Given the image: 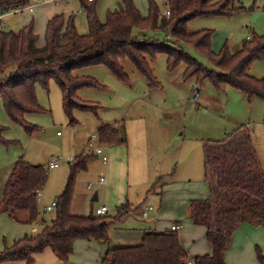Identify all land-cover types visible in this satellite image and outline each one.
<instances>
[{"label": "rangeland", "instance_id": "1", "mask_svg": "<svg viewBox=\"0 0 264 264\" xmlns=\"http://www.w3.org/2000/svg\"><path fill=\"white\" fill-rule=\"evenodd\" d=\"M133 1L140 13L147 17L149 0ZM254 1L235 0V7H243L244 11L232 16L197 18L189 24V31L212 32V49L215 53L224 45L232 49L246 40L250 41L252 37L263 36L264 0H257L259 4L256 6ZM78 5L75 13L73 12L77 18L76 27L81 35H85L89 27L80 3ZM123 10V0H97V13L101 23L107 21L110 12ZM2 14L3 10L0 8V16ZM28 14L29 12L24 15H7L2 19L4 26L1 28L5 32H13L6 28V23L9 21L16 25L19 16L26 17ZM46 26L42 27L45 31ZM15 29L14 33H18L21 28L16 26ZM43 35L40 37L41 41L44 40ZM133 35L184 51L209 71L216 70L194 49L172 42L169 34L164 31L135 30ZM249 36L251 37L248 39ZM167 61L166 55L150 61V69L161 84L159 88H150L146 79L129 60L122 62L131 81L129 84L121 82L102 66L76 71L75 76L93 78L103 87L80 89L77 93L81 104L97 107L95 113L74 108L68 114L64 108L61 89L51 79L47 88H37L38 103L43 112L29 113L25 117L28 126L37 128L32 134L27 132L26 126L15 124L9 119L0 99V125L5 127L3 138L0 139V216L7 218L0 219V251L20 239L21 227L25 230L30 227V224L26 226L1 212L4 192L2 187L7 167L24 158L27 163L43 166L49 172L48 182L44 191L42 190L43 203H38L41 214L37 221L44 218L46 223L32 232L35 235L55 219V212L44 215L42 208L52 204L56 201L54 198L63 194L70 177L69 161L76 162L81 157L88 160L87 170L81 171L75 180L71 213L88 216L94 214L97 208L107 206L108 215L115 217L121 205L130 208V214L127 212L120 222L113 221L110 224L111 243L104 246L105 249L140 245L141 242H130L121 237V232L126 230L141 229L152 233L179 222L183 226L178 231L179 236L184 235L189 243L192 242L190 244L194 253L202 250L206 241L204 230L189 219V206L193 195L204 199L210 197V183L205 179V148L221 143L238 130L246 128L252 134L257 160L264 170V101L257 97L250 99L230 87L224 92H218L208 81L198 87L195 80H185V64H181L174 72H169ZM250 75L256 79H264L263 60L253 63ZM195 89L199 95L197 101L193 102ZM141 123L146 125L145 131H142ZM102 124L115 126L129 142L128 148H118V159L112 157L113 150L117 147L99 142L98 130ZM92 138L94 139L91 140ZM139 138L141 141H138ZM98 148L108 156V166L103 165L102 157L95 156ZM115 154L117 153L114 156ZM142 154H145V160L141 159ZM230 157V154L217 151L214 158L221 163L209 168V175L215 186L219 184L215 175L228 160L233 162ZM56 161L59 166L49 171V164ZM139 165L148 169L147 176ZM101 178L108 181L107 185L100 184ZM159 179H165L166 185L162 188L163 182L157 185L155 191H151ZM90 184H93V188L89 190ZM218 189L226 199V207L233 206L231 199L236 190L229 191V187L219 185ZM53 195L54 198L51 199ZM95 195L98 196L97 201H93ZM148 208H153L149 216H141ZM32 227L35 228L34 225ZM233 238L226 262L259 264L258 252L264 256V225L255 226L248 222L242 224ZM46 253L59 260L50 249ZM41 254L36 256L34 264H38L45 253ZM194 257L189 254L190 260Z\"/></svg>", "mask_w": 264, "mask_h": 264}, {"label": "trees", "instance_id": "2", "mask_svg": "<svg viewBox=\"0 0 264 264\" xmlns=\"http://www.w3.org/2000/svg\"><path fill=\"white\" fill-rule=\"evenodd\" d=\"M171 17H161L156 0H149V11L144 17L133 0H123L122 12H110L105 23L97 13V0L83 3L89 31L81 35L76 27V16L58 15L50 18L45 31V44L37 46L38 36L34 22L24 26L19 33L5 32L0 25V99L8 117L15 124L26 126L28 133L37 128L25 121L29 113H42L37 98L39 86L47 88L53 79L60 87L64 108L68 114L74 108L96 112L97 107L81 104L77 93L80 89H102L93 78L77 77L75 72L89 67L102 66L118 80L129 84L130 78L122 62L129 60L146 79L150 88H159L150 61L166 55L169 72L185 64V80H195L198 87L210 82L218 92L229 87L243 93L250 99L264 101V79L250 75L256 61H264V35L244 41L236 52L224 45L215 53L212 49V32L208 30L190 33L189 24L195 19L208 16H232L243 7L236 8L235 0H168ZM29 0H0V8L6 14L17 7H24ZM164 31L171 41L194 49L205 57L215 71H209L184 51L157 41H146L134 37L133 32ZM5 127L0 125V139ZM243 131V132H242ZM239 135V138H236ZM99 142L109 147L127 145V139L115 126L104 125L98 130ZM205 179L210 183V197L207 200H193L190 203L189 219L195 226L205 228L207 242L213 248L211 256L192 259L195 264H225L224 254L229 249L232 237L244 223L264 225V170L257 160L252 134L246 128L238 130L221 143L205 148ZM217 151L230 154L231 159L217 172L219 186L236 190L226 207V199L214 185L209 175L211 165L221 162L214 158ZM226 159V158H224ZM88 160L81 157L75 164H69L70 177L63 194L56 199L55 219L35 235H26L13 245L0 251V264L25 262L33 264L36 256L50 249L62 264H67L74 253L77 241H89L101 246L110 243V224L120 222L128 206H121L112 217L95 213L76 216L71 213L74 183L81 171L87 169ZM49 172L43 166H33L21 158L14 166L6 184L1 212L9 214L16 221L32 224L40 216L37 192L48 182ZM164 182V183H163ZM165 179H159L151 191ZM226 198V197H225ZM259 264L264 256L257 254ZM189 254L183 249L177 232L146 233L140 245L107 249L103 264H187Z\"/></svg>", "mask_w": 264, "mask_h": 264}, {"label": "crops", "instance_id": "3", "mask_svg": "<svg viewBox=\"0 0 264 264\" xmlns=\"http://www.w3.org/2000/svg\"><path fill=\"white\" fill-rule=\"evenodd\" d=\"M86 2H87L86 0H78V1L77 0H60L58 3H42V0H29V3L26 5V7H28V6H34V8H33L32 11L26 10V11H24L22 13H11V11H10V12H8L6 14L3 13L0 16V25L1 26H4V24L2 22V19H5V17L7 15H11V14L12 15H24L25 12H29V14L26 17L19 16L17 18V24L16 25H12L8 21L5 26H6V28L8 27L11 31L16 32V31H14V30H16L15 29L16 26H19L22 29L24 26L28 25L30 22L33 21L34 22V32L38 36L37 46L38 47H42L45 44V38H44L43 41H41V39H40V37L43 34H44L43 37L45 36V30L42 27L47 25L48 20L50 18H52L54 16H58V15H66V16H69L71 14H74L75 13V10L77 9V7H79L78 3H80V5H81V7L83 9V3H86ZM254 2H255L254 3V6H256V4H259L257 0H255ZM258 8H260V6H258ZM21 29H19V30H21ZM250 37L251 36H249L248 39ZM240 46L241 45L234 46L231 49V51L235 52V51L239 50L240 49ZM104 125L105 124H102L100 126V128L102 126H104ZM141 125L143 127V130L142 131H145L146 125L145 124H142V123H141ZM138 141H141V138H139ZM128 143L129 142L127 140V145L122 146L121 149L128 148ZM118 148L119 147H117V149H114L113 150V154H112V157H114L116 159H118V154L120 153V150H118ZM114 153H117V154H115V156H114ZM141 159H144L145 160V154H142ZM108 165H109V163L107 165H104V166H108ZM14 166H15V164L11 163L9 165V167H7V169H6L5 173H4V184H3L2 190H5L6 184L8 183L9 178H10L12 172H13ZM139 167L144 170V172H145V174L147 176L148 169H146L145 166L143 167V166H140L139 165ZM147 168H148V166H147ZM204 169H205V163H204ZM49 171H51V170H49ZM107 183H108V181H107ZM105 185H107V184H105ZM43 191H44V189H43ZM55 197H57V196L55 195ZM52 198H54V195L51 197V199ZM97 198H98V196H97ZM208 198H205L204 199V198H200V197H197V196L193 195L191 197V200H207ZM45 199L47 200V203H48V196H46V194H45ZM54 199L56 200L57 198H54ZM49 201H50V199H49ZM44 203H45V200H44ZM118 204H120V203H118ZM121 206H123V205H121ZM108 213H109V211H108ZM128 214H130V212ZM141 216H142V214H141ZM141 216H139V217H141ZM148 216H149V214L147 215V217ZM1 218L7 220L6 216H0V219ZM146 220H148V218ZM146 222H149V221H146ZM173 225H179L180 226V230L183 229V226L179 222H177L175 224H172L171 227ZM26 226H29V225L26 224ZM18 227H21V226H18ZM171 227L170 228L169 227H161L159 229H157V227H156L157 231L156 232H152V233H164V232L168 231L169 229L171 230ZM198 227H200V226H198ZM202 228L204 230V235H205V228L204 227H202ZM28 229L29 230H25L23 227H21V231H20V234L21 235L20 236L21 237L22 236L25 237L26 235H32V232H34V230H37L36 228H33L32 227V224H30V227H28ZM121 233H122V236L121 237H123L124 239H127V241L138 243V242H142L143 236L146 233H148V232H143V230H141V229H135V230L134 229H130V230H126V231L121 232ZM21 237H19V238L22 239L23 237L22 238ZM233 237H234V235H233ZM233 237H232V240H231V244L229 246V249L224 254V262H225V264H230V263L226 262V258H227V254L231 250L230 247L233 244V239H234ZM20 239H18V240H20ZM204 239L206 240L205 241V244L203 245L202 250L201 251H198V253H194L193 248H192V246L190 244L192 242L189 243V241L186 239V237L184 235H183V237H180V242H181V245H182L183 249L188 254H192L193 256H195L194 258H196V257H204V256H211L213 254V248L207 242L206 236H204ZM122 242H126V241H119V243H122ZM110 243H111V241H110ZM114 246H117V245H114ZM46 251H44L41 254V255H43L45 253L44 256H43V258H41L39 260L38 264H62L59 260L57 261L52 256L48 255V253H46ZM106 251H107V249H105L104 246L98 245L96 243L89 242V241H84V240L77 241L75 243V245H74V253L71 256V258H70V260H69V262L67 264H103V259H104V256L106 254ZM190 261H192V259ZM35 262H36V259H35ZM192 262H194V261H192Z\"/></svg>", "mask_w": 264, "mask_h": 264}, {"label": "built area", "instance_id": "4", "mask_svg": "<svg viewBox=\"0 0 264 264\" xmlns=\"http://www.w3.org/2000/svg\"><path fill=\"white\" fill-rule=\"evenodd\" d=\"M60 0H42V3H58ZM88 3H93L96 0H86ZM156 2L158 3L159 7L161 8V17L165 18V19H169L171 17V10H170V5L168 0H156ZM34 8V6H24V7H17L14 10L11 11V13H22L26 10L28 11H32ZM199 93L198 91L195 89L194 90V96H193V102L197 101V97H198ZM94 138H92L91 140H93ZM91 146V143L89 144ZM95 156L97 157H102V163L104 165H107L109 163V158L108 156L105 154V151H103L102 149H96L95 150ZM76 162L74 160H70L69 164H75ZM59 166V163L53 162L49 164L48 170H54ZM107 182L105 180V178H101L100 179V184L105 185ZM93 188V184H90L88 186V189H92ZM37 203H43V192L42 190H39L37 192ZM57 201H54L52 204L48 205V206H43L42 211L44 213V215L46 214H50L52 212H55L56 208H57ZM108 209L106 207H102L100 209H97L95 211V214L98 216H103L105 214L108 213ZM153 211V208H148L145 211L142 212V216L143 217H147V215ZM44 223H46L45 219L43 218L40 221H35L34 223H32V225L35 226V228H38L40 225H43ZM180 230V226L179 225H173L171 227V231L173 232H178ZM187 264H195L192 261H189Z\"/></svg>", "mask_w": 264, "mask_h": 264}, {"label": "water", "instance_id": "5", "mask_svg": "<svg viewBox=\"0 0 264 264\" xmlns=\"http://www.w3.org/2000/svg\"><path fill=\"white\" fill-rule=\"evenodd\" d=\"M97 200H98L97 195H95L93 201H97Z\"/></svg>", "mask_w": 264, "mask_h": 264}]
</instances>
